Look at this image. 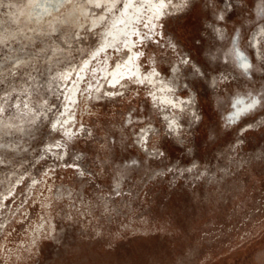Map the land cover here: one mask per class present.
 <instances>
[{
  "label": "rangeland",
  "instance_id": "374dc122",
  "mask_svg": "<svg viewBox=\"0 0 264 264\" xmlns=\"http://www.w3.org/2000/svg\"><path fill=\"white\" fill-rule=\"evenodd\" d=\"M9 6L2 0L0 264H264V38L259 59L249 51L264 32V0H192L162 21L163 36L144 33L143 67L164 75L190 59L193 110L178 116L179 134L140 85L90 93L94 66L69 138L53 122L64 114L62 76L95 57L102 30L75 14L20 30ZM235 36L251 78L227 50ZM124 56L110 51L108 61ZM238 95L257 96L261 108L232 124Z\"/></svg>",
  "mask_w": 264,
  "mask_h": 264
},
{
  "label": "bare ground",
  "instance_id": "6f19581e",
  "mask_svg": "<svg viewBox=\"0 0 264 264\" xmlns=\"http://www.w3.org/2000/svg\"><path fill=\"white\" fill-rule=\"evenodd\" d=\"M7 1L9 6V18L13 21V25H17L15 28L25 27V29H31L32 26L46 25L49 23H60L62 20H68L71 14L76 16L87 17L91 19L96 18V25H99L102 30V42L100 43L101 49L97 50L95 57L87 59L84 63L85 66L81 70L68 69L66 74L62 76V84L64 88L62 92H66L65 101L62 103L64 113L62 118H54L53 122L59 121L62 132L67 131V137L70 135L68 132L72 130V133L76 128H72L74 123L72 121L73 108L75 102H79L81 91L84 90V82L91 74V70L96 66V81L90 84V93L101 94V91L116 92L120 89L116 86L125 83L127 79L129 81H139L141 83L140 88L148 90L147 97L155 104L159 113H162L165 123L169 124L170 121L174 122L172 131L180 133L179 123L177 121L178 116L190 113L193 110V104L190 100V96L187 94L190 91L187 90V81L185 68L190 67V59L184 60L183 58L175 59L171 61L167 66L168 70L164 75L161 71L155 69L152 72H147V68L143 67L144 71H141V62L137 64L134 60L139 49L135 44V38H144V33L156 37L157 32L163 36L162 21L165 19L177 17L187 11V8L191 5L192 0H4ZM2 0L0 1V4ZM4 4V2H3ZM99 9V11H97ZM97 11L95 15L92 13ZM95 16V17H93ZM25 23L26 26H21ZM264 31V29H263ZM19 32H14L12 36L18 35ZM3 36L0 38V44L8 46L4 41ZM261 38H264V32L255 31L249 41V51L255 59L260 58L262 53L263 43ZM147 40V39H146ZM145 40V41H146ZM135 48H133V46ZM97 49V47H96ZM123 50L125 56L121 59L117 58L116 63L112 65L108 61L110 51ZM227 50L234 60V64L247 70L248 67H253L252 58L243 49L242 45L238 41L237 37L230 41L227 46ZM170 51V50H168ZM128 54H130L128 56ZM103 56V59H102ZM99 63H98V60ZM97 64V65H96ZM111 64V65H110ZM115 65V67H114ZM252 70V68H251ZM243 71V70H242ZM145 72V73H144ZM246 72V71H245ZM251 78V72L248 71ZM156 76H155V74ZM93 74V73H92ZM101 75V76H100ZM100 76V77H99ZM216 78V77H214ZM103 86L101 89L102 82ZM94 83V84H93ZM107 87V88H106ZM115 87V89H111ZM99 91V92H98ZM89 93V92H88ZM185 94V95H183ZM254 107L249 115L252 116L257 113V109L261 108V102L257 96H236L231 103L230 110L227 113L228 121L233 124L236 117H239L238 122L242 118H246L247 109ZM59 109L58 112H60ZM72 119V120H71ZM170 120V121H169ZM176 126V127H175ZM247 129V126H246ZM146 133V132H145ZM145 133H141V137L137 139L138 145H147L148 139L145 137ZM56 144H53L55 146ZM139 147V146H138ZM62 150L61 148H50V151ZM43 152L48 159L52 158L51 152ZM65 152L57 155L58 160L65 156ZM54 160V158H53ZM127 165V164H126ZM128 166V165H127ZM49 175V172H47ZM21 184H18V186ZM14 188V192L10 199L2 201L3 206H6L8 201L16 199L17 188ZM33 189V188H32ZM34 193V192H32Z\"/></svg>",
  "mask_w": 264,
  "mask_h": 264
},
{
  "label": "water",
  "instance_id": "95a60500",
  "mask_svg": "<svg viewBox=\"0 0 264 264\" xmlns=\"http://www.w3.org/2000/svg\"><path fill=\"white\" fill-rule=\"evenodd\" d=\"M236 119H237V118H235V120H234L233 122H236Z\"/></svg>",
  "mask_w": 264,
  "mask_h": 264
}]
</instances>
